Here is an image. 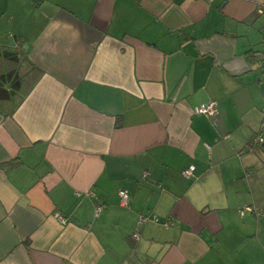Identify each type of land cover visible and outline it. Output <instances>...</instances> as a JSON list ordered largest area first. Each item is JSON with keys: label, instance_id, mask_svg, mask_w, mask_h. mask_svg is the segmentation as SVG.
I'll return each instance as SVG.
<instances>
[{"label": "crops", "instance_id": "1", "mask_svg": "<svg viewBox=\"0 0 264 264\" xmlns=\"http://www.w3.org/2000/svg\"><path fill=\"white\" fill-rule=\"evenodd\" d=\"M260 6L0 0V264H264Z\"/></svg>", "mask_w": 264, "mask_h": 264}, {"label": "built area", "instance_id": "2", "mask_svg": "<svg viewBox=\"0 0 264 264\" xmlns=\"http://www.w3.org/2000/svg\"><path fill=\"white\" fill-rule=\"evenodd\" d=\"M257 13L264 15V7H258L257 8ZM255 61L259 64L260 67H262V69H264V59H259V57L255 58ZM262 77H264V73H262ZM191 113L192 114H202L205 115L207 117H215L218 114V108H217V101L216 100H208L206 102H202L199 104L194 105L191 108ZM264 143V135L259 134L256 135L255 137L252 138V140L250 141V143L247 145V149H250L251 147L254 146H258L260 144ZM239 153H242V151H240ZM194 170H195V166L193 164L188 165L187 168H185L183 171H181V174L184 178L186 179H192L194 177ZM118 198H119V205L120 206H127L128 203V194L126 192V190L124 189H120L118 190ZM101 209V205H97L96 209H95V213L97 214ZM255 212L256 215H261L262 210H254L252 209V207L250 206H245L243 207L240 212L244 213V212ZM56 218L58 221L60 222H65L64 218L62 216H60V214H56ZM152 220L156 221L157 217L156 216H152ZM150 221V217L149 216H145V215H140L138 217V223H146ZM167 224H171L170 221H164ZM132 236L137 239L138 234L137 233H133Z\"/></svg>", "mask_w": 264, "mask_h": 264}]
</instances>
